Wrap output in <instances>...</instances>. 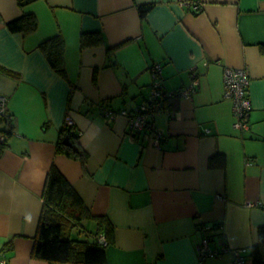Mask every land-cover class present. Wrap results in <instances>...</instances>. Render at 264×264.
Segmentation results:
<instances>
[{"label": "crops", "instance_id": "1", "mask_svg": "<svg viewBox=\"0 0 264 264\" xmlns=\"http://www.w3.org/2000/svg\"><path fill=\"white\" fill-rule=\"evenodd\" d=\"M187 1L201 10L182 0H0V96L13 122L0 157V264H48L33 251L54 168L114 226L107 264H234L243 249L252 264L264 227V0ZM26 14L37 28L12 32ZM57 36L61 67L41 47ZM225 68L248 71L247 131L235 128ZM155 83L195 89L155 114L160 147L120 115L145 105ZM68 120L86 158L58 152ZM87 223L98 229L89 219L80 238L92 239ZM206 237L229 251L200 263Z\"/></svg>", "mask_w": 264, "mask_h": 264}, {"label": "trees", "instance_id": "2", "mask_svg": "<svg viewBox=\"0 0 264 264\" xmlns=\"http://www.w3.org/2000/svg\"><path fill=\"white\" fill-rule=\"evenodd\" d=\"M21 5L25 6L33 0H20ZM152 4L146 6H139L141 17H145L148 10L152 8ZM196 10H194L195 12ZM198 12V11H196ZM12 32H32L38 24L34 15L26 14L13 22L9 23ZM89 37L83 36L82 43L85 44ZM96 42L100 38L95 36ZM41 47L48 51V60L55 67L63 65L64 47L61 36H57L41 44ZM264 51V47L262 48ZM60 71L64 72L62 69ZM153 94L145 105L139 106L132 112L145 107L142 111L148 117V124L150 125L152 133H159L154 127L155 114L166 111L172 107L175 99L182 98L183 94L180 91L169 92L164 89V86L156 87L153 84ZM123 112L120 113L122 115ZM123 116V115H122ZM5 123L6 128L0 130V134L5 137L4 142L0 143V157L7 149L8 135L12 129V119H1ZM9 125V126H8ZM62 139L70 137V141L79 146L78 151H74L71 147L60 143L58 152L67 156L78 158L83 155L87 157L85 151L80 143V133L74 129V123L69 124V120L65 127L61 129ZM135 135H138L135 133ZM154 137V136H153ZM163 141V135L161 134ZM161 141V143H162ZM46 186L44 189V208L41 214V219L38 224V233L35 239L34 257L35 259L47 262L48 264H107V250L106 247L111 242L113 236L114 226L107 218L94 217L91 215L86 203L82 200L78 191L65 178L60 170L54 168L46 179ZM89 219L97 221V231L91 238H80L84 234V222ZM257 240L254 247L251 249L252 264H264V227L258 230ZM100 236H104L108 242L107 246L100 243ZM10 245V244H8ZM9 247V246H8Z\"/></svg>", "mask_w": 264, "mask_h": 264}, {"label": "built area", "instance_id": "3", "mask_svg": "<svg viewBox=\"0 0 264 264\" xmlns=\"http://www.w3.org/2000/svg\"><path fill=\"white\" fill-rule=\"evenodd\" d=\"M182 5L189 8H193L196 11H200V5L198 2H190L187 0H182ZM159 71V69H158ZM156 74V71H154ZM160 73V72H159ZM154 76H157L155 75ZM224 87H225V97L230 99L233 102V111L235 113V128L247 131L250 126L248 123V117L251 112V100L249 98V83L250 77L247 69H236V68H225L224 70ZM156 87H160V84L155 83ZM195 92V89L186 90L182 93L183 97L189 98ZM8 99L4 96H0V118L1 119H11L9 112L7 110ZM146 110L145 107L139 109L136 112H123L122 115L128 117L129 119V128L133 134H140V132L148 131L151 132L150 125L148 124V117L142 113ZM69 124H73L69 120ZM155 145L160 147L161 145V134L152 133ZM5 137L0 134V143L4 142ZM100 243L103 246H107L108 242L104 236H100ZM213 242L212 237H206L198 245V258L200 263H204L208 258L219 257L223 252L229 251L227 245L224 244V239L218 240L220 246L217 249L211 247ZM246 250H236L234 251L235 261L234 264H247V257L245 256ZM3 254V253H2ZM1 264H6L5 259L1 261Z\"/></svg>", "mask_w": 264, "mask_h": 264}, {"label": "water", "instance_id": "4", "mask_svg": "<svg viewBox=\"0 0 264 264\" xmlns=\"http://www.w3.org/2000/svg\"><path fill=\"white\" fill-rule=\"evenodd\" d=\"M63 144H65L66 146H69V147H72L73 149L75 150H78V146L76 144H73L71 141H70V137H66L64 140H63Z\"/></svg>", "mask_w": 264, "mask_h": 264}, {"label": "rangeland", "instance_id": "5", "mask_svg": "<svg viewBox=\"0 0 264 264\" xmlns=\"http://www.w3.org/2000/svg\"><path fill=\"white\" fill-rule=\"evenodd\" d=\"M87 225H89V226H88V227H89V228H88V229H89L88 231H89V232H94V233H95V231H94V230L96 229L95 225L92 224V223H87ZM89 238H91V237H89ZM90 240L93 241V239H90ZM250 254H251V250H249V256H250Z\"/></svg>", "mask_w": 264, "mask_h": 264}]
</instances>
